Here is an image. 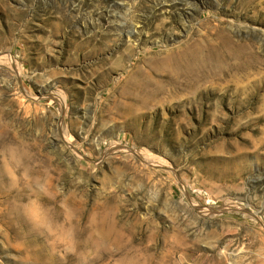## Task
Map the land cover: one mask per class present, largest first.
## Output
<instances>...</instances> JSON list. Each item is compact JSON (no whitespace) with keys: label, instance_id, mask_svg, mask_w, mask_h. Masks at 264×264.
Returning <instances> with one entry per match:
<instances>
[{"label":"rangeland","instance_id":"rangeland-1","mask_svg":"<svg viewBox=\"0 0 264 264\" xmlns=\"http://www.w3.org/2000/svg\"><path fill=\"white\" fill-rule=\"evenodd\" d=\"M0 264H264V0H0Z\"/></svg>","mask_w":264,"mask_h":264},{"label":"bare ground","instance_id":"bare-ground-1","mask_svg":"<svg viewBox=\"0 0 264 264\" xmlns=\"http://www.w3.org/2000/svg\"><path fill=\"white\" fill-rule=\"evenodd\" d=\"M202 54L203 53H200L198 57V55H193L190 52L186 54L185 58H182L180 57V51L177 52L175 49L167 50V52H164V55L153 50L131 61L129 64L130 69L127 72V78L120 80L116 87L130 84L143 92L148 90L144 80L152 74V70L149 67L142 69L136 64L138 61H142V59H147V64L154 62L156 69L163 74L172 73V75L178 77H196L194 73L200 70L199 65H202V62H200L199 58ZM113 60L115 61L114 64L117 66L121 65L123 62L121 59L115 60L113 58ZM113 88L114 87H111V90H113Z\"/></svg>","mask_w":264,"mask_h":264}]
</instances>
